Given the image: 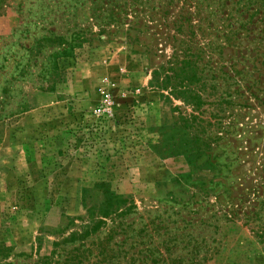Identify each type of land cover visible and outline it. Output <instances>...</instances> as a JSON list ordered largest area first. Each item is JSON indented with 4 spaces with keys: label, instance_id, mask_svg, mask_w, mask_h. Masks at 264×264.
<instances>
[{
    "label": "rangeland",
    "instance_id": "rangeland-1",
    "mask_svg": "<svg viewBox=\"0 0 264 264\" xmlns=\"http://www.w3.org/2000/svg\"><path fill=\"white\" fill-rule=\"evenodd\" d=\"M99 220L121 264H264V0H0V264Z\"/></svg>",
    "mask_w": 264,
    "mask_h": 264
},
{
    "label": "trees",
    "instance_id": "trees-1",
    "mask_svg": "<svg viewBox=\"0 0 264 264\" xmlns=\"http://www.w3.org/2000/svg\"><path fill=\"white\" fill-rule=\"evenodd\" d=\"M119 202L120 199L117 196L109 194L106 203L98 209V213L102 217H106L110 207L112 208L113 204H118ZM91 213L93 216V211ZM101 223L104 224L105 222L99 220L92 226L87 223L82 226L81 231H72L60 242L54 244L56 248L51 252L50 256H45L40 264H121L120 258L121 256L125 257L126 252L124 253V250L119 248L115 249V244L109 246V237L107 239L97 238L96 241L87 240L88 237L99 230ZM118 230L122 231L123 228ZM115 231L117 232V230ZM9 250L10 248L0 244V258L8 256ZM126 258L128 261H125V263L132 264L133 259L131 257Z\"/></svg>",
    "mask_w": 264,
    "mask_h": 264
}]
</instances>
